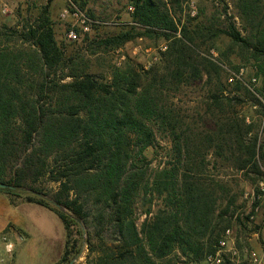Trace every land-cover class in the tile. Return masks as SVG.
<instances>
[{"label": "trees", "instance_id": "trees-1", "mask_svg": "<svg viewBox=\"0 0 264 264\" xmlns=\"http://www.w3.org/2000/svg\"><path fill=\"white\" fill-rule=\"evenodd\" d=\"M130 2L134 24L87 34L84 49L57 40L47 7L22 29L0 26V183L10 186L0 192L61 219L67 239L57 264L79 253L74 230L82 236L84 228L95 264L215 257L237 219V184L212 169L241 174L260 204L264 0H234L242 31L225 0L207 21L184 18L185 0ZM222 37L242 64L224 52L214 57ZM138 39L166 43L150 68L128 57L92 70L89 58ZM243 67L251 71L238 77ZM190 89L203 95L180 106ZM246 104L258 119L242 112ZM44 177L59 184L51 195L36 187Z\"/></svg>", "mask_w": 264, "mask_h": 264}, {"label": "rangeland", "instance_id": "rangeland-1", "mask_svg": "<svg viewBox=\"0 0 264 264\" xmlns=\"http://www.w3.org/2000/svg\"><path fill=\"white\" fill-rule=\"evenodd\" d=\"M225 3L228 5V15L234 18L237 28L242 31L243 21L238 16L234 0H225ZM45 7L48 8L54 23L57 40L70 47H85L82 41L87 34L93 37L113 35L123 27L134 24V8L130 0H0V26L22 29L28 23H33ZM223 7L224 4L220 0H185L182 15L184 18L188 15L192 18L199 15L200 21H207L215 14L222 13ZM90 14H94L95 18H91ZM94 25L101 27L96 30ZM71 32L77 35L76 39L70 36ZM229 48L230 41L222 37L216 43L212 54L219 58V53L224 52L234 62L242 64V58L230 52ZM165 50L166 43L163 41L138 39L106 55V61H102L104 58L97 60L96 57L89 59L93 71H107L110 63L121 65L128 57L150 68L160 60L161 52ZM236 51L238 52V49ZM250 71V67H243L238 77H246ZM253 82L256 83L255 80ZM201 94L202 92L196 89L186 90L179 96L178 103L188 107L199 100ZM242 112L249 120L258 119L257 109L251 104H246ZM162 144L168 146L167 141H162ZM210 174L225 175L233 187L237 184L233 190V194L237 196V219L233 220L230 233L222 240L226 245L220 244L215 257L220 260V264H225L228 260L234 264H264V182L258 184L261 194L260 204L256 207L254 203L257 186L245 181L241 174L213 169ZM58 186L59 184L49 181L47 177L36 184L38 189L48 195L56 192ZM24 199L25 197L18 198L0 192V230L4 228L0 232V244L2 238L6 237L14 245L11 253L5 252L3 248L0 250V264H12L13 261L16 264H57L67 239L63 222L55 213L44 207L23 203ZM12 202H15L16 206L11 205ZM76 233L77 229L74 230L73 237L79 239V253L72 261L75 260L74 264H95L97 254L90 255L86 244V229H83L82 236ZM19 238H25V241H19ZM168 264L195 263L172 257ZM201 264L210 262L207 258Z\"/></svg>", "mask_w": 264, "mask_h": 264}, {"label": "built area", "instance_id": "built-area-1", "mask_svg": "<svg viewBox=\"0 0 264 264\" xmlns=\"http://www.w3.org/2000/svg\"><path fill=\"white\" fill-rule=\"evenodd\" d=\"M70 36L73 37L74 39L77 38V35L74 32H71ZM229 233H230V231H228L226 233V235L229 234ZM221 245L222 246H225L226 245V242L223 241L221 243ZM2 248L5 250V252L11 253L14 250V245L11 242H9L6 237H3L2 238V242L0 244V250ZM208 261L210 262V264H220V260L217 259V257H214V256H209L208 257Z\"/></svg>", "mask_w": 264, "mask_h": 264}, {"label": "crops", "instance_id": "crops-1", "mask_svg": "<svg viewBox=\"0 0 264 264\" xmlns=\"http://www.w3.org/2000/svg\"><path fill=\"white\" fill-rule=\"evenodd\" d=\"M9 225H10V223L8 224V226H9ZM6 227H7V226H6ZM3 229H4V228H3ZM3 229L0 230V232H2ZM65 234H66V233H65ZM19 241H25V238H19ZM65 243H66V240H65ZM64 248H65V245H64ZM63 254H64V250H63ZM63 254L61 255V257H59L58 262L61 260ZM15 257H16V256H15ZM14 259H15V258H14ZM58 262H57V263H58ZM12 264H16V263H14V261H13Z\"/></svg>", "mask_w": 264, "mask_h": 264}, {"label": "water", "instance_id": "water-1", "mask_svg": "<svg viewBox=\"0 0 264 264\" xmlns=\"http://www.w3.org/2000/svg\"><path fill=\"white\" fill-rule=\"evenodd\" d=\"M10 186H8V185H5V184H1L0 183V188L1 189H7V188H9ZM75 263V260H73L70 264H74Z\"/></svg>", "mask_w": 264, "mask_h": 264}]
</instances>
